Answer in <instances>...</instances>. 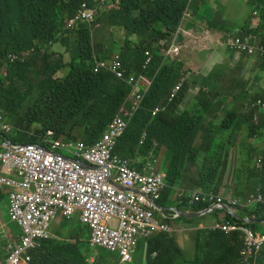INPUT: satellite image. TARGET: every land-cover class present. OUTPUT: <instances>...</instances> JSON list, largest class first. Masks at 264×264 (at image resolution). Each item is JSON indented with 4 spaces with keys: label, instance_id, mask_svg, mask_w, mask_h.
<instances>
[{
    "label": "trees",
    "instance_id": "1",
    "mask_svg": "<svg viewBox=\"0 0 264 264\" xmlns=\"http://www.w3.org/2000/svg\"><path fill=\"white\" fill-rule=\"evenodd\" d=\"M95 1L0 0V71L10 54L35 50L26 63L8 66L6 76L0 74V113L14 127L10 140L45 147L51 139L60 138L79 139L90 145L98 142L130 96L131 89L110 74H95V59L105 61L113 58V54L119 55L127 77L142 72L150 77L152 84L142 107L119 139L115 153L131 160L143 157L145 162L154 142L159 145L157 154L161 148L165 150L163 168L167 179L160 205L168 215L173 214L170 207L193 212L208 207L201 203L191 207L185 196L179 198L178 195L177 199L166 203L175 189H179V193L182 190L214 194L222 191L225 187L222 178L227 172L229 157L227 145L236 129L241 135L248 134L245 140L261 133L263 143L242 145V167L236 170L234 183L226 186L234 191V198L242 201L252 195L264 194V115L254 120L256 108L252 107L256 98L264 99V94L259 92L253 97L237 94L236 97L243 96L246 102L245 111L242 114L230 111L222 119L210 121L203 130L201 144L196 147L194 137L206 111L199 106L206 100L181 113L179 105L188 92L186 83L172 95L182 68L177 67L175 61L163 63L162 57L156 54L161 50L158 42L171 38L185 14L188 11L198 14L207 0H120L118 6L115 0H110L96 18V24L103 21L107 25L104 29L108 33L103 40L97 38L99 30L94 38L90 25L86 23L79 24L72 32L66 31L65 22L80 5ZM249 6L258 16L259 24L252 30L253 23L250 22L238 36L245 39L253 33L252 37L264 48V0H249ZM102 13L107 14L104 19ZM95 29L98 28H93V32ZM55 45L64 46L68 61L64 59V53L56 56L51 52L55 51ZM146 49L152 51L153 60L143 70ZM243 59L244 55L241 61ZM217 70L207 77V83ZM62 72L65 76L57 77ZM158 105H165L166 109L153 116L152 111ZM225 129L232 130L229 139L219 141ZM49 131L54 133L52 138L48 136ZM144 132L147 138L140 145ZM256 150L262 155L257 163L252 155ZM198 158L200 169L186 173L185 164L195 163ZM135 167L140 169L141 164H135ZM241 211L235 215L224 211L225 217L219 224L231 222L236 227L244 226L255 232L263 230L259 225L264 222V205L257 204ZM199 218L178 217L173 220L192 229L193 236L194 223ZM246 218L252 222H246ZM197 235L202 241L191 258L178 243L175 233H158L143 239L146 264H264V246L248 258L241 256L245 243L238 229L226 233L208 227L198 230ZM208 239L204 247L203 241Z\"/></svg>",
    "mask_w": 264,
    "mask_h": 264
},
{
    "label": "built area",
    "instance_id": "2",
    "mask_svg": "<svg viewBox=\"0 0 264 264\" xmlns=\"http://www.w3.org/2000/svg\"><path fill=\"white\" fill-rule=\"evenodd\" d=\"M109 2L98 0L95 5L83 2L65 22L66 30L73 31L84 23L92 25L98 11L106 8ZM115 3L118 6L120 0H115ZM226 44L240 53L253 55L257 51L264 52L262 48L237 37L227 40ZM158 45L166 58L175 59L181 53L176 35L171 40L161 39ZM33 54L34 50L10 54L5 66L25 63ZM152 60L153 54L148 49L142 69L146 70ZM94 72L108 73L131 88L126 104L95 144L75 140H51L48 148L35 144H14L6 137L13 127L0 114V189H10V218L23 232L20 243L9 252L6 259L0 260V264H31L32 252L51 238V223L58 216L70 219L76 211L81 212L82 223L91 229L92 242L100 246L118 245L123 263L132 261L140 239L173 231L165 221L167 217L155 205L166 186V173L159 167V159L155 154L158 143H153L148 161L140 169L135 167V164H141L139 161L115 153L128 123L142 107L149 87L141 91L135 76L126 77L118 55L110 61H96ZM0 73L6 76L4 67ZM187 79V75L181 77L173 88L172 96ZM252 106L260 107L264 113L262 98L257 99ZM165 109V105H158L152 115L156 116ZM259 116L260 112L256 111L254 120H258ZM48 136H53V132L49 131ZM146 138L147 133H144L140 145L144 144ZM186 196L191 206L204 203L218 209L225 205L235 209L243 205L240 199L225 194L194 191ZM256 204L264 205V194L250 196L245 205ZM157 212H160L161 219L156 217ZM103 219L109 222L118 220L123 235L115 232ZM213 228L226 233L236 229L242 232L245 246L241 256L244 258L258 253L264 246V233L258 234L250 228L236 227L231 222L217 224Z\"/></svg>",
    "mask_w": 264,
    "mask_h": 264
},
{
    "label": "crops",
    "instance_id": "3",
    "mask_svg": "<svg viewBox=\"0 0 264 264\" xmlns=\"http://www.w3.org/2000/svg\"><path fill=\"white\" fill-rule=\"evenodd\" d=\"M247 6V17L240 20L239 29L230 33L221 26L227 21V18L219 13L220 5L214 4L210 0L201 6L198 14L187 12L178 28V42L182 49L181 55L175 62L177 67L181 66L182 68L181 75L189 74L186 82L188 92L182 104L179 105V111L182 113L190 106L206 100L199 106V108H205L206 111L194 137L196 147L201 144L203 130L210 121H218L228 115L230 111L237 114H242L245 111L246 102L243 96L236 97L237 94L249 97L256 96L259 92L264 94V58L261 57L264 53L260 51L253 55L240 53L226 44L227 40L243 33V28L249 25L254 12H251L249 0H247ZM258 24L259 21L257 24L254 22L252 30H255ZM227 36L229 37L227 38ZM252 36H254L253 33L247 39L255 46L262 47L259 40ZM61 47L57 51L58 53L65 52L64 46L61 45ZM53 49L56 51L55 46ZM156 54L162 57L163 63L171 62L163 57L161 50H157ZM243 55L244 59L241 61ZM215 69H218L217 74L207 83V77ZM135 75L139 80L141 91L150 87L149 76L142 72H137ZM261 115L263 114L261 113ZM231 132V129H225L219 141H227ZM211 134L214 135V131ZM245 135L248 134L241 135L237 129L232 132V137L227 145L229 157L227 158V172L222 178L225 185L222 191L229 192L226 185L234 183L236 170L242 167V145L246 147L263 143L261 133L250 136L247 140L244 139ZM164 152L165 150L162 148L160 154L164 155ZM148 153L149 151L146 155ZM200 164V158L195 163L187 162L184 166L185 172L189 173L200 169ZM9 193V188L0 190V196H2L0 199V210L2 211V214L0 213V260H4L9 252L20 243L23 235L22 230L9 217ZM236 213L239 214L242 211L238 210ZM204 216L194 223L196 230L193 236L190 233L192 229L179 223L178 232L185 240V247H187L186 240L188 239L194 245V254H188L186 248L179 242L189 258L195 255V248L202 241V238L197 235V231L220 223L217 221L207 225L205 224L207 222L206 215ZM103 222L110 224L115 232L123 235L118 220L109 222L107 219H103ZM259 227L263 230L257 233L263 234L264 222L260 223ZM50 233L51 239L44 241L42 247L33 252L32 264H125L121 260L118 245L100 246L92 242V231L82 223L80 211H76L69 220L58 217L51 224ZM142 243L143 239H141L138 249L145 251L146 263V246Z\"/></svg>",
    "mask_w": 264,
    "mask_h": 264
},
{
    "label": "rangeland",
    "instance_id": "4",
    "mask_svg": "<svg viewBox=\"0 0 264 264\" xmlns=\"http://www.w3.org/2000/svg\"><path fill=\"white\" fill-rule=\"evenodd\" d=\"M210 1L212 3H214V4L220 5V7L218 9L219 13L222 14L225 18H227V21H225L224 23L221 24L223 29L227 30L228 33L236 31V29H239L240 20L242 18H246L247 17V13H248L247 0H210ZM198 10L199 9H197L195 12H198ZM106 15H107L106 13H102L101 14V18L104 19ZM250 22L251 23L255 22L257 24L258 23V16L256 14H253L251 16V18H250ZM99 24H100V27L98 29L94 30L93 35H94V38H95L96 37V33L99 30L100 32H99L97 38H98V40H103L107 36V33H108L104 29L107 25L103 21L100 22ZM228 37L229 36H227V38ZM256 44H258V43L256 42ZM55 47H56V51H54V52L51 51V52L53 54H55L56 56H59L60 54L57 51L59 49H61L62 47L60 45H55ZM113 55H112V57H113ZM63 56H64V59L66 61H68V55H66L64 53ZM175 61H177V59ZM64 76H65V72L59 73L57 75V77H59V78H63ZM158 155L162 159V168H163V154L161 153V154H158ZM252 155H253V160L256 163H257V160L260 157H262L261 151H259V150L253 151ZM228 190H229V192L220 191L219 193H224L225 195H232L233 197H236L234 195V191L233 190H231L229 188H228ZM179 191H180L179 189H175L174 192L169 196V198L166 201V203H168V201H170L172 199L173 200L177 199V195H178ZM0 213L2 214L1 210H0ZM156 216L158 218H161L159 213H156ZM224 217H225V212L221 211V210L216 211L215 213H212V214H206V221L207 222L205 224L210 225V224L215 223L217 221H221ZM169 224L174 229V232H172V233L176 234L178 243L180 242L181 245L184 248H186L188 254H194V245H193V242L190 239L186 240L187 247H185V240L183 239V237L181 235H179V232L177 231L179 229V224H177L176 221H174V220H170ZM205 233L207 235L208 231H206ZM208 241H209V239L203 241L204 247L206 246V243ZM141 251H139V249H138L137 253L133 257V261L131 263H127V264H146L145 263V251L144 250H141Z\"/></svg>",
    "mask_w": 264,
    "mask_h": 264
},
{
    "label": "clouds",
    "instance_id": "5",
    "mask_svg": "<svg viewBox=\"0 0 264 264\" xmlns=\"http://www.w3.org/2000/svg\"><path fill=\"white\" fill-rule=\"evenodd\" d=\"M96 1H98V0H96ZM96 1L93 3V4H91V3H89L90 5H95L96 4ZM105 9V8H104ZM103 10V9H102ZM102 10H99V11H102ZM98 11V12H99ZM98 14V13H97ZM254 14H256V13H254ZM96 18H97V16H96ZM183 20V19H182ZM89 25V24H88ZM99 24H96V20H95V22L92 24V25H90V27H91V34H93V28H99ZM77 29V28H76ZM75 29V30H76ZM65 30H66V26H65ZM66 31H68V30H66ZM74 31V30H73ZM68 32H72V31H68ZM179 33H180V30H179ZM177 36V43L180 45V43L178 42V30H177V32L171 37V38H169L168 40H171L174 36ZM237 38H240L239 36H237ZM241 39V38H240ZM241 40H246V41H248L251 45H254V44H252L251 42H250V40H248L247 38H245V39H241ZM227 42V41H226ZM159 46V45H158ZM181 46V45H180ZM255 46V45H254ZM160 47V46H159ZM257 47V46H256ZM161 48V47H160ZM258 48H262L263 49V51H264V48L263 47H258ZM181 49H182V47H181ZM146 50H148V49H146ZM145 50V51H146ZM150 50V49H149ZM32 51V50H31ZM26 52V51H25ZM152 52V51H151ZM161 52H162V55H163V57L165 58V59H168V60H171V61H175L180 55H181V53H180V55L179 56H177L175 59H170V58H166L165 56H164V54H163V51H162V49H161ZM258 52V51H257ZM256 52V53H257ZM261 52V51H260ZM21 53H23V52H21ZM34 53H35V50H34ZM244 53H246V52H244ZM261 53H264V52H261ZM14 54V53H13ZM153 54V53H152ZM116 56V55H115ZM119 56V55H118ZM120 57V56H119ZM144 57H145V52H144ZM31 58V57H30ZM113 58H114V56H113ZM112 58V59H113ZM112 59H109V60H105V61H110V60H112ZM120 59H121V57H120ZM7 60V59H6ZM96 61H103V60H98V59H95V62ZM27 62V61H26ZM25 62V63H26ZM121 62H122V60H121ZM5 64H6V61H5V63H4V68H5V71L7 72V67L8 66H5ZM19 64H24V63H19ZM15 65V64H14ZM122 65H123V63H122ZM10 66H12V65H10ZM94 66H95V64H94ZM124 67V66H123ZM124 69H125V67H124ZM125 72H126V70H125ZM95 73V72H94ZM104 73V72H103ZM1 74V73H0ZM108 74V73H107ZM2 75V74H1ZM184 75H187L188 76V78H189V74H183V75H181L180 76V78H179V81H180V79H181V77H183ZM130 76H135L136 77V75H129L128 77H130ZM114 77V76H113ZM126 77H127V72H126ZM127 77V78H128ZM115 78V77H114ZM137 78V77H136ZM116 79V78H115ZM117 80V79H116ZM188 80V79H187ZM120 81V80H119ZM150 81H151V84H152V80L150 79ZM178 81V82H179ZM124 82V81H123ZM177 82V83H178ZM187 82V81H186ZM185 82V83H186ZM176 83V84H177ZM151 86V85H150ZM175 87V86H174ZM131 89V88H130ZM149 89H150V87H149ZM148 89V90H149ZM148 92V91H147ZM147 94V93H146ZM130 95H131V93H130ZM128 98H129V96H128ZM127 98V99H128ZM259 98H262V97H258V98H256V100L257 99H259ZM263 99V98H262ZM256 100L254 101V102H256ZM264 100V99H263ZM126 102H127V100H126ZM126 102L124 103V104H126ZM254 102H252V104L254 103ZM123 107V106H122ZM121 107V108H122ZM157 107V106H156ZM252 107H254V106H252ZM254 108H256V110H255V112L256 111H259L260 112V116H261V113L264 115V113L262 112V109L260 108V107H258V106H256V107H254ZM165 111V110H164ZM163 111V112H164ZM254 112V113H255ZM162 113V112H161ZM1 114V113H0ZM160 114V113H159ZM2 115V114H1ZM259 116V117H260ZM4 118V117H3ZM4 120H5V118H4ZM5 122L6 123H8L6 120H5ZM112 122V121H111ZM8 124H10V123H8ZM129 124V123H128ZM12 127H13V125L12 124H10ZM110 125V124H109ZM128 127V126H127ZM13 129H14V127L12 128V131H11V133L10 134H8L6 137L10 140V135L13 133ZM126 131V130H125ZM52 132V131H51ZM105 132V131H104ZM144 133H146V132H144ZM143 133V134H144ZM142 134V135H143ZM53 136H54V133H53ZM53 136H49V137H53ZM142 137V136H141ZM141 139V138H140ZM51 140H55V139H51ZM50 140V141H51ZM56 140H73V139H63V138H60V139H56ZM49 141V142H50ZM75 141H82V140H75ZM12 142V141H11ZM13 143V142H12ZM14 144H24V143H14ZM139 144H140V142H139ZM35 145H38V146H43V145H40V144H35ZM44 148H48V147H45V146H43ZM152 149H153V147H152ZM152 149L149 151V153L152 151ZM159 149V147L157 148V149H155V154H156V156L158 157V159H159V167L162 169V170H164V168H162V159L159 157V155L158 154H160V150L162 149H160L159 150V152H158V154L156 153V151ZM149 153H148V155H149ZM148 155L144 158V160H145V162H143V160H141V159H137V160H135V161H139L140 163H141V165H144L145 163H147V161H148V159H147V157H148ZM131 160V159H130ZM258 162H260V159H258L257 160ZM85 165V164H84ZM88 165V164H87ZM165 171V170H164ZM166 173V172H165ZM166 179H167V174H166ZM165 184H166V181H165ZM165 188H166V186H165ZM165 188H164V190H165ZM3 189V188H2ZM1 190V189H0ZM163 190V191H164ZM194 191H196V190H194ZM194 191H190V192H194ZM190 192H188V193H190ZM197 192H200V191H197ZM188 193H186L184 190H182L179 194H178V197L179 198H182V197H186V201H187V194ZM202 193H205V192H202ZM10 194V193H9ZM212 194H214V193H212ZM221 194H224V193H219V194H215V195H221ZM229 196H232V195H229ZM162 197H163V192H162V194H161V199L159 200V201H157L156 203H155V205L157 206V208H159L160 210H161V213H163L166 217H167V219L165 220L168 224H169V221L170 220H173V219H176V218H178L179 216H178V214L177 213H175L174 211H173V208H177V207H170L169 208V210L170 211H172L173 212V214H172V216H170V215H168L167 213H166V210L160 205V202H161V200H162ZM233 197V196H232ZM234 198V197H233ZM234 199H238V198H234ZM241 200V199H240ZM242 201V200H241ZM246 202L247 201H242V203H243V205L241 206V207H238V208H235V209H231L232 211H233V215H235L236 214V212L238 211V210H241L242 208H248V207H253V206H255V205H252V206H247V205H245L246 204ZM158 204V205H157ZM187 204H188V202H187ZM197 204H200V203H197ZM197 204H195V205H197ZM201 204H204V203H201ZM189 205V204H188ZM208 205V204H207ZM257 205V204H256ZM189 206H191V205H189ZM194 206V205H193ZM192 207V206H191ZM208 207H210L209 205H208ZM207 207V208H208ZM9 209H10V201H9ZM179 209V208H178ZM219 210H221V211H225V210H222V209H217V211H219ZM182 211H185V210H182ZM187 211H190V210H187ZM191 212H193V211H191ZM216 212V211H215ZM157 213H159L160 214V212H157ZM211 213H214V212H211ZM210 213V214H211ZM228 213H230L231 214V212H228ZM161 216V215H160ZM176 216V217H175ZM9 217H10V214H9ZM58 217H61V218H64V217H62V216H58ZM57 217V218H58ZM157 217V216H156ZM56 218V219H57ZM72 218V217H71ZM70 218V219H71ZM158 218V217H157ZM162 218V217H161ZM161 218H159V219H161ZM11 219V218H10ZM55 219V220H56ZM66 219V218H65ZM54 220V221H55ZM66 220H69V219H66ZM53 221V222H54ZM245 221L247 222H252V221H250L248 218H246L245 219ZM52 222V223H53ZM15 223V222H14ZM51 223V224H52ZM170 225V224H169ZM86 226V225H85ZM19 227V226H18ZM88 227V226H87ZM20 228V227H19ZM21 229V228H20ZM173 229V228H172ZM172 232H174V229H173V231ZM172 232H162V233H172ZM23 233V232H22ZM51 234V233H50ZM158 234V233H157ZM154 235H156V234H154ZM153 236V235H152ZM151 237V236H150ZM51 239V238H50ZM142 239H146V238H142ZM140 241H141V239H140ZM140 241H139V243H140ZM139 246V245H138ZM40 249V248H39ZM138 249V248H137ZM38 250V249H37ZM35 251V250H34ZM33 251V252H34ZM33 252H32V262H33ZM137 252V251H136ZM136 254V253H135ZM134 254V255H135ZM134 257V256H133ZM6 259V258H5ZM133 260V259H132ZM128 263H130V262H128ZM32 264V263H31ZM126 264V263H125Z\"/></svg>",
    "mask_w": 264,
    "mask_h": 264
},
{
    "label": "water",
    "instance_id": "6",
    "mask_svg": "<svg viewBox=\"0 0 264 264\" xmlns=\"http://www.w3.org/2000/svg\"><path fill=\"white\" fill-rule=\"evenodd\" d=\"M87 168L90 166L85 164ZM158 205V204H157ZM218 208L215 207H209L207 209H204L203 211L200 212H191V211H181L178 208H173V211L178 214L179 217H184V218H199L202 217L206 214H210L211 212L217 211ZM222 210H225L226 212H231V214H234L233 211L228 207V206H223L221 208ZM248 222V221H247Z\"/></svg>",
    "mask_w": 264,
    "mask_h": 264
}]
</instances>
